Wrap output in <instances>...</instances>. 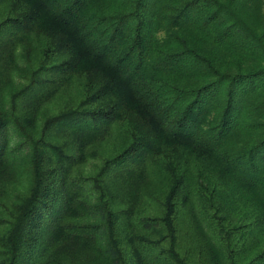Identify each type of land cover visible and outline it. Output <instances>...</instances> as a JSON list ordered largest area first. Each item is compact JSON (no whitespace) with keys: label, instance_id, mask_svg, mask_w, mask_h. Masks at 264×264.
Instances as JSON below:
<instances>
[{"label":"trees","instance_id":"16d2710c","mask_svg":"<svg viewBox=\"0 0 264 264\" xmlns=\"http://www.w3.org/2000/svg\"><path fill=\"white\" fill-rule=\"evenodd\" d=\"M44 104L17 192L8 118ZM0 254L264 264V0H0Z\"/></svg>","mask_w":264,"mask_h":264},{"label":"rangeland","instance_id":"374dc122","mask_svg":"<svg viewBox=\"0 0 264 264\" xmlns=\"http://www.w3.org/2000/svg\"><path fill=\"white\" fill-rule=\"evenodd\" d=\"M33 52V51H32ZM33 55L27 54V48L19 45L15 51L14 65L12 67L10 78L1 90V106L4 110L8 108L9 97L12 91L23 86L26 80L31 75ZM75 86L62 93L63 97H68V94L73 95L75 93ZM55 109L54 105L44 104L38 108L32 115L34 121L32 124H23V127L17 126L14 119L8 118L7 132L9 137V150L12 157L16 160V179L13 183L9 184V187L17 192H22L30 185V175L22 173L29 166V157L33 149L32 140L37 138L41 128L46 119ZM100 162L97 159H92L85 163L84 168L87 170H95L99 166ZM21 170V172H18ZM19 174V175H18ZM201 232L205 231V228L200 224ZM146 235L157 236L158 231L144 232ZM3 256L0 254V264H2Z\"/></svg>","mask_w":264,"mask_h":264}]
</instances>
